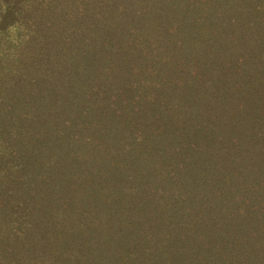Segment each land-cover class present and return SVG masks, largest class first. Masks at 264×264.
<instances>
[{
    "label": "trees",
    "instance_id": "trees-1",
    "mask_svg": "<svg viewBox=\"0 0 264 264\" xmlns=\"http://www.w3.org/2000/svg\"><path fill=\"white\" fill-rule=\"evenodd\" d=\"M0 264H264V0H0Z\"/></svg>",
    "mask_w": 264,
    "mask_h": 264
}]
</instances>
